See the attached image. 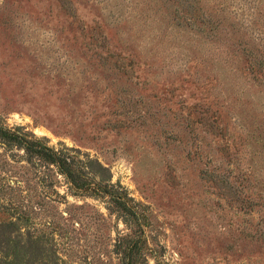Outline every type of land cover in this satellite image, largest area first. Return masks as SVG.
Here are the masks:
<instances>
[{
  "label": "rangeland",
  "instance_id": "rangeland-1",
  "mask_svg": "<svg viewBox=\"0 0 264 264\" xmlns=\"http://www.w3.org/2000/svg\"><path fill=\"white\" fill-rule=\"evenodd\" d=\"M13 247L264 264V0H0V264Z\"/></svg>",
  "mask_w": 264,
  "mask_h": 264
},
{
  "label": "trees",
  "instance_id": "trees-1",
  "mask_svg": "<svg viewBox=\"0 0 264 264\" xmlns=\"http://www.w3.org/2000/svg\"><path fill=\"white\" fill-rule=\"evenodd\" d=\"M15 138H17V136H14ZM40 142H35V143H30L29 145H27V149L31 152H34L38 155H43L44 160H46L47 162L51 163V164H56L58 166V168L60 169V171L62 173H64V175L66 176H71V170L68 169V167L66 166V158L65 157H58L56 156V154H54L50 149L48 148H38L37 146H39ZM37 147V148H36ZM42 150H45V152L43 153ZM74 180V182L76 181L75 179H72V181ZM16 248H12V253L9 255V260L8 262H6V264H19V256L17 255V251L15 250ZM123 264H135L134 261L132 259H129L126 257V255L124 254L123 258H122Z\"/></svg>",
  "mask_w": 264,
  "mask_h": 264
}]
</instances>
